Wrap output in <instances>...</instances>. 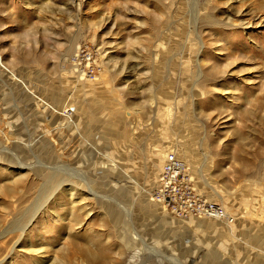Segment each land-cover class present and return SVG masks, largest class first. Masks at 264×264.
I'll list each match as a JSON object with an SVG mask.
<instances>
[{"label":"rangeland","instance_id":"1","mask_svg":"<svg viewBox=\"0 0 264 264\" xmlns=\"http://www.w3.org/2000/svg\"><path fill=\"white\" fill-rule=\"evenodd\" d=\"M0 264H264V0H0Z\"/></svg>","mask_w":264,"mask_h":264},{"label":"built area","instance_id":"2","mask_svg":"<svg viewBox=\"0 0 264 264\" xmlns=\"http://www.w3.org/2000/svg\"><path fill=\"white\" fill-rule=\"evenodd\" d=\"M72 64L83 77L96 78L97 61L94 50L89 46L84 45L77 50ZM152 200L176 218L231 221L221 205L205 199L195 190L189 167L174 151H169L165 156L158 184L152 192Z\"/></svg>","mask_w":264,"mask_h":264},{"label":"bare ground","instance_id":"3","mask_svg":"<svg viewBox=\"0 0 264 264\" xmlns=\"http://www.w3.org/2000/svg\"><path fill=\"white\" fill-rule=\"evenodd\" d=\"M75 82H77V86L78 87H81L82 88V86L84 85V83H81V81L78 79V81H75ZM161 159V158H160ZM183 161V160H182ZM186 163V162H185ZM187 164V163H186ZM22 166V168H25V165H21ZM227 213V212H226ZM228 215V214H227ZM229 216V215H228ZM227 223V222H226ZM228 224H229V222H228Z\"/></svg>","mask_w":264,"mask_h":264},{"label":"crops","instance_id":"4","mask_svg":"<svg viewBox=\"0 0 264 264\" xmlns=\"http://www.w3.org/2000/svg\"><path fill=\"white\" fill-rule=\"evenodd\" d=\"M158 181H159V179H158Z\"/></svg>","mask_w":264,"mask_h":264}]
</instances>
